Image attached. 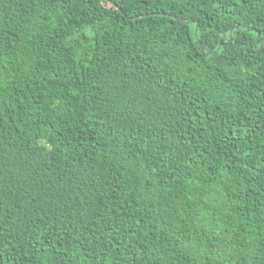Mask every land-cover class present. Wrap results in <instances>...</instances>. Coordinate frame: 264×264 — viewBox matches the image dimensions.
Masks as SVG:
<instances>
[{"label":"trees","instance_id":"obj_1","mask_svg":"<svg viewBox=\"0 0 264 264\" xmlns=\"http://www.w3.org/2000/svg\"><path fill=\"white\" fill-rule=\"evenodd\" d=\"M0 264H264V0H0Z\"/></svg>","mask_w":264,"mask_h":264},{"label":"water","instance_id":"obj_2","mask_svg":"<svg viewBox=\"0 0 264 264\" xmlns=\"http://www.w3.org/2000/svg\"><path fill=\"white\" fill-rule=\"evenodd\" d=\"M113 6L115 7V8H117V6L113 3ZM118 9V8H117ZM121 11V10H120Z\"/></svg>","mask_w":264,"mask_h":264}]
</instances>
